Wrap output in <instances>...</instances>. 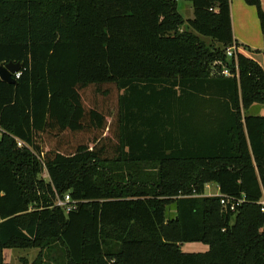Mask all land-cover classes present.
Wrapping results in <instances>:
<instances>
[{"label": "trees", "instance_id": "trees-1", "mask_svg": "<svg viewBox=\"0 0 264 264\" xmlns=\"http://www.w3.org/2000/svg\"><path fill=\"white\" fill-rule=\"evenodd\" d=\"M187 1L182 31L177 0H0V264H264V66L223 77L231 0Z\"/></svg>", "mask_w": 264, "mask_h": 264}, {"label": "crops", "instance_id": "crops-1", "mask_svg": "<svg viewBox=\"0 0 264 264\" xmlns=\"http://www.w3.org/2000/svg\"><path fill=\"white\" fill-rule=\"evenodd\" d=\"M264 10V0H262ZM233 36L240 45L239 52L264 66V35L255 7L245 0H231Z\"/></svg>", "mask_w": 264, "mask_h": 264}, {"label": "rangeland", "instance_id": "rangeland-1", "mask_svg": "<svg viewBox=\"0 0 264 264\" xmlns=\"http://www.w3.org/2000/svg\"><path fill=\"white\" fill-rule=\"evenodd\" d=\"M178 4V12L185 20V26L182 28V31L186 29L188 26V21L193 19L194 17V11L192 7V3L187 0H177ZM206 45H214L217 46L213 40L209 37H202L201 38ZM251 114L254 115H262L264 114V105L261 106H253L249 110ZM44 178L46 175H43ZM210 186L209 188H206V186ZM205 186V195L204 197H215V195H218L219 192L217 190V187L214 184H207ZM208 189V190H207ZM181 250L184 253H204L209 250V247L207 245L201 244V243H186L181 246ZM39 250L37 249H13V250H5L4 257L6 262L10 264H21L22 259H27L29 264H31L38 256Z\"/></svg>", "mask_w": 264, "mask_h": 264}, {"label": "built area", "instance_id": "built-area-1", "mask_svg": "<svg viewBox=\"0 0 264 264\" xmlns=\"http://www.w3.org/2000/svg\"><path fill=\"white\" fill-rule=\"evenodd\" d=\"M239 48L236 47V45H233L232 47H228L226 49V54L228 55L229 58L234 59L235 58V74L231 72L229 68L224 67V69L221 71V75L224 77H237L239 78V72H238V52ZM21 76V72L17 73L14 77L18 80ZM18 145L20 147L23 146L21 142H18ZM217 187V190L219 192L218 195H215V197H219L221 199V205L224 208L225 212H236L237 209L242 206L243 204L246 203V198L238 199L230 196H224L220 194L219 188L216 184H214ZM210 186H206V188H209ZM208 190V189H207ZM205 195V194H204ZM56 206L60 207L61 209L64 210L66 214H69L70 212L74 211L77 209V202L74 201L69 194L65 195L63 198L58 197L56 200ZM258 206H260V211L264 215V194L262 197V200H260L258 203Z\"/></svg>", "mask_w": 264, "mask_h": 264}, {"label": "water", "instance_id": "water-1", "mask_svg": "<svg viewBox=\"0 0 264 264\" xmlns=\"http://www.w3.org/2000/svg\"><path fill=\"white\" fill-rule=\"evenodd\" d=\"M22 70L21 63L10 62L7 64L0 65V79L6 84L17 85L18 81L14 77L17 73Z\"/></svg>", "mask_w": 264, "mask_h": 264}]
</instances>
